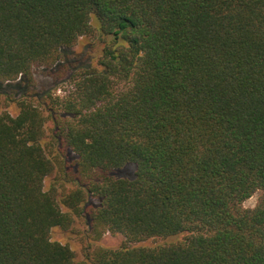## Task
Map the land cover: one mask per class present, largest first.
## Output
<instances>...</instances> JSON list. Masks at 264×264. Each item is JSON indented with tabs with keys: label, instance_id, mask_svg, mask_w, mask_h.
<instances>
[{
	"label": "trees",
	"instance_id": "1",
	"mask_svg": "<svg viewBox=\"0 0 264 264\" xmlns=\"http://www.w3.org/2000/svg\"><path fill=\"white\" fill-rule=\"evenodd\" d=\"M89 40L95 65H64L62 96L27 91L34 67ZM15 81L0 264H79L51 231L85 216L91 242L181 237L88 245L89 264H264V0H0V103Z\"/></svg>",
	"mask_w": 264,
	"mask_h": 264
},
{
	"label": "rangeland",
	"instance_id": "2",
	"mask_svg": "<svg viewBox=\"0 0 264 264\" xmlns=\"http://www.w3.org/2000/svg\"><path fill=\"white\" fill-rule=\"evenodd\" d=\"M94 41H86L83 43H79L70 50L64 52V60L60 62L57 66H54L51 69H46L42 67H34L32 69V82H30L27 91L32 92L36 97H42L45 93H51L53 96H62L65 91L69 89V85L67 84V78L69 77L71 71L70 68L75 65H87L93 64L98 58L99 47L96 46ZM69 65V69L65 68ZM24 85L19 81L11 82L10 84L3 85L1 90L6 93L3 94L2 97H7L8 100H4V102L0 103V109L8 111L12 116H15L18 111L14 102H10L11 100H19L23 90ZM47 140V139H46ZM65 166L67 171H74V161L75 156L71 152H66V156L64 158ZM73 169V170H72ZM135 166L128 165L125 169L115 172V175L118 177H132ZM57 172L53 174L51 177L45 180V187L48 188L50 184L54 183L56 180ZM59 178V175H58ZM58 192L61 194L63 192V188L69 190L74 187L72 183H64L63 186L61 184H57ZM259 193H255L252 197L247 199L243 203V208L252 209L258 199ZM96 202L93 200L90 204H95ZM88 216L83 218H78L74 221L72 227L67 231H64L60 228H55L51 231V239L52 241H57L63 245H67L74 252L75 259L79 264H89L85 262V248L89 245L100 246L103 248H111L116 249L122 246H146V247H155L158 245H162L174 240H179L181 237H177L174 239L167 240H147L141 243L129 244L126 242L125 238L120 234H110L106 233L102 236V238L98 242H91L86 238L87 231L89 229ZM94 243V244H93ZM92 247V246H91Z\"/></svg>",
	"mask_w": 264,
	"mask_h": 264
}]
</instances>
